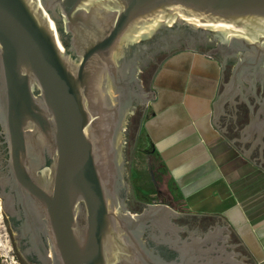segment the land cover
<instances>
[{"label":"water","instance_id":"water-1","mask_svg":"<svg viewBox=\"0 0 264 264\" xmlns=\"http://www.w3.org/2000/svg\"><path fill=\"white\" fill-rule=\"evenodd\" d=\"M207 45L221 66L214 125L257 163L264 123L246 100L250 121H239L235 98L243 79L264 82V0H0L1 210L26 260L255 264L219 216L128 206L133 143L154 99L140 73L161 52Z\"/></svg>","mask_w":264,"mask_h":264},{"label":"crops","instance_id":"crops-1","mask_svg":"<svg viewBox=\"0 0 264 264\" xmlns=\"http://www.w3.org/2000/svg\"><path fill=\"white\" fill-rule=\"evenodd\" d=\"M220 74L219 62L202 53L165 58L150 81L154 99L135 140L144 138L160 167L157 180L150 173L158 198L153 204L183 215L219 216L253 262L264 264V168L214 125Z\"/></svg>","mask_w":264,"mask_h":264},{"label":"flooded vegetation","instance_id":"flooded-vegetation-1","mask_svg":"<svg viewBox=\"0 0 264 264\" xmlns=\"http://www.w3.org/2000/svg\"><path fill=\"white\" fill-rule=\"evenodd\" d=\"M215 45H207V46H199L198 47V53H207V52H212L215 49ZM181 51V50H180ZM179 52L177 50L170 51L169 53L166 52H161L159 55H157L154 58V62H151L147 68H145L141 73H140V79L143 84L144 89L148 92L149 91V81L152 78L153 74L157 71V69L160 67L162 61L171 56L172 54ZM233 62L227 61L224 65L223 68V79L222 82L223 84H227L230 81L231 78V73L233 70ZM242 85L243 89H240V93L237 94L235 98V102L237 104L236 108L238 112L236 113L239 121L247 123L249 122V111L247 108V105L245 103V100L249 102L251 106L254 107V112L255 114L257 113L259 115L258 119L260 124L264 123V82L261 83L258 79H243L242 80ZM141 109L138 108L136 113L132 116L134 117L136 114L140 115ZM131 117V119H132ZM130 122V121H129ZM130 124V123H129ZM254 141L256 145L255 152L253 153L254 158L256 159L257 163L264 168V132L261 134L259 131L255 132L254 135ZM128 161V158H127ZM7 150L6 146L4 144L3 136H2V131L0 127V193L5 194V199L0 200V205L4 203L5 205L10 204V198L8 196V173H7ZM130 186V184H129ZM150 205H156V204H150ZM129 209L132 213H141L147 204H144L141 201H138L137 199L133 198L131 192H130V197H129V203H128ZM2 211V210H1ZM7 227L9 229V233L12 238V243L14 246V250L16 253V257L19 261L20 264H35L30 258L29 260H26L18 251L17 245L14 240V235L11 231V224L10 220L7 217V215L2 211ZM181 224L184 225H190V222L187 220H183L180 222ZM203 233L206 232V229L202 231ZM185 237V236H183Z\"/></svg>","mask_w":264,"mask_h":264},{"label":"rangeland","instance_id":"rangeland-1","mask_svg":"<svg viewBox=\"0 0 264 264\" xmlns=\"http://www.w3.org/2000/svg\"><path fill=\"white\" fill-rule=\"evenodd\" d=\"M129 167V184L133 198L147 205L157 202L156 189L154 183L151 182L150 173H153L154 180H157L160 175V167L143 137L138 136L133 143ZM155 185L158 187L160 183H155ZM0 264H20L16 257L5 217L1 211V205Z\"/></svg>","mask_w":264,"mask_h":264}]
</instances>
